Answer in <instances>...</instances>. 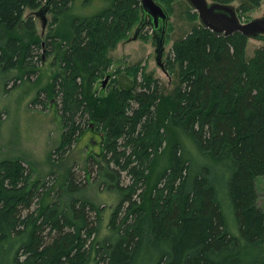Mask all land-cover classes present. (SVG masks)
<instances>
[{"label": "trees", "instance_id": "obj_1", "mask_svg": "<svg viewBox=\"0 0 264 264\" xmlns=\"http://www.w3.org/2000/svg\"><path fill=\"white\" fill-rule=\"evenodd\" d=\"M102 1L105 7L94 15L79 17L71 25L68 22L75 17L65 21L71 27L67 33L63 27L60 44H67L62 57L64 75L55 77L51 86L56 94L62 93L65 132L60 151L67 153L77 134L84 133L81 120L85 117L87 126L94 123L104 128L106 166H99L100 173L108 179L109 189L122 194L110 222L115 238L102 248L96 241L90 243L97 228L89 214L98 210L87 201L78 205L73 200L66 209L47 202L24 215L36 196V186L28 191L26 168L7 161L0 165V254L9 251L12 264H89L92 249L98 246L95 264H134L142 240L154 237L156 264H264V211L258 205L256 185L264 177V46L248 59L249 39L243 34L217 36L199 24L172 48L168 67L174 73L178 66L179 85L161 108L156 104L158 86L154 88L153 79L145 73L132 89H115L98 98L95 84L113 64L109 51L141 21L140 0ZM157 1L170 15L177 0ZM262 1L247 0L238 12L243 16ZM45 2L0 0V27L15 34L25 25L34 42L24 46L20 38L9 40L8 53L0 49L1 66L24 64L37 49L55 50L62 29L44 46L33 17L24 20L27 10H39ZM74 2L54 0L49 10L54 24ZM198 19L196 12H190L192 22ZM174 120L181 122L202 152L232 171L227 192L241 239L228 231L215 184L205 170L185 196L188 166L181 167L178 147L169 167L157 175L153 190L149 188L150 158L168 140L160 130ZM124 174L131 181L128 185L122 180ZM67 186L73 193L80 190L73 174ZM135 196L138 199L133 200Z\"/></svg>", "mask_w": 264, "mask_h": 264}, {"label": "rangeland", "instance_id": "obj_2", "mask_svg": "<svg viewBox=\"0 0 264 264\" xmlns=\"http://www.w3.org/2000/svg\"><path fill=\"white\" fill-rule=\"evenodd\" d=\"M215 1L218 0H209L210 3ZM246 3L247 0H235L232 5L239 10ZM105 4L102 0H93L88 4L85 3V0H75L72 9L70 8L71 10L67 14L60 17L57 24H54V14L51 11L48 12L46 15L48 22L45 27L41 18L35 14L40 9L27 10L24 20L33 17L36 34L42 44L46 46L45 43L50 40L51 36H55L57 29H62V33L70 31L71 26L69 27L65 22L69 21L70 17L75 18L68 22L69 25L79 17L94 15L105 7ZM172 6L174 10L170 14L165 47L161 56L164 68L157 61V39H155L152 26H146L140 36L134 40V33L138 27L136 26L127 39L109 51V57L113 64L104 73L103 78L95 84L93 92L96 97H107L115 89H132L137 83L143 81L144 73L153 79L154 88L158 86L157 108H161L166 99L173 97L174 91L179 85V75L178 66L174 67L173 70H176L174 73L170 71V66L168 67L172 48L177 41L198 26L199 21L192 22L190 20V12H194V10L185 0H177ZM239 16L244 23L264 16V0L259 7L253 8L243 16L239 13ZM62 36L63 34L59 38V44L56 45L55 50L50 53L47 49H37L32 53L33 56L28 58L29 60L26 59L27 61L25 54L23 55L22 59L26 61L24 64L22 61L15 67L0 65V165L7 161L20 162L26 168V174L28 173L30 176L27 182L28 191L33 190L36 186V196L31 208L29 211H25L24 215L36 211L40 204L43 205L47 202L60 203L59 205H63L62 208L69 206L73 200L79 201L78 205L86 201L94 204L98 212H92L89 216L94 222L93 225L97 228V232L92 235L90 243L96 241L100 244L99 248H102V245H107V242L115 238L110 222L122 199V194L118 190L109 189L108 179L100 173L99 166H106L102 148L103 138L106 137L103 127L99 129L93 122L91 127L87 126L85 117L81 120L84 133L76 135L77 139L67 150V153L59 149L65 132L60 110L62 93L56 94L51 85L55 77L64 75L62 57L67 44L60 46L63 43ZM13 38L22 39L24 46L34 43L31 42L32 37L26 31L25 25L21 26L15 34H9L5 28L0 27L2 53H8L7 43ZM263 46L264 40L249 39L247 58H253L256 50ZM130 68L135 69L137 74L135 71L129 73L128 69ZM108 76L110 80L104 85L103 82ZM168 104L163 108H167ZM153 119L152 122L155 125L157 120L155 115ZM178 124L179 122L175 120L169 121L168 128L162 127L160 130L161 133L167 135L168 140L159 147L158 153L150 158L149 188L153 190L157 175L169 167L174 151L178 147L181 158H183L181 167L184 169L188 166L185 196L186 193H191L195 178L205 170L215 187L217 186V199L224 214L228 231L232 236L241 239L236 214L227 192V182L231 178L232 171L225 163H217L202 152L192 135L183 129L181 123L179 126ZM100 134L103 137H100ZM154 151L152 150V152ZM71 174H73L74 181L80 186V190L76 193L69 191L67 186ZM122 178L125 185L131 183L126 174ZM256 185L260 196L258 205L264 211V177L258 178ZM141 190H138V194L142 192ZM135 199H138L137 196L133 200ZM127 207L126 204L124 210ZM97 218H100L99 221ZM96 248L93 249L89 264H95L96 250H98ZM156 249L155 238L145 237L137 247L134 264H156ZM8 255L9 251L7 254L1 252L0 264H12L10 258H7Z\"/></svg>", "mask_w": 264, "mask_h": 264}, {"label": "water", "instance_id": "obj_3", "mask_svg": "<svg viewBox=\"0 0 264 264\" xmlns=\"http://www.w3.org/2000/svg\"><path fill=\"white\" fill-rule=\"evenodd\" d=\"M192 9L197 12L199 23L206 29L211 30L217 36H232L240 32L247 39L264 40V16L255 18L247 23L242 22L238 11L232 3H221L209 0H185ZM54 0H46L45 5L35 14L41 18L46 26L47 14ZM141 21L135 30L136 40L146 26H152L157 39L158 64L164 68L161 62L162 51L165 47L167 29L170 15L166 8L157 0H140ZM158 32V33H157ZM110 80L108 76L103 84Z\"/></svg>", "mask_w": 264, "mask_h": 264}, {"label": "bare ground", "instance_id": "obj_4", "mask_svg": "<svg viewBox=\"0 0 264 264\" xmlns=\"http://www.w3.org/2000/svg\"><path fill=\"white\" fill-rule=\"evenodd\" d=\"M63 15V14H62ZM73 22V21H72ZM59 26V25H58ZM69 26V25H68ZM66 27V26H65ZM69 28V27H68ZM59 30V29H58ZM67 30V29H66ZM57 31V30H56ZM69 31V30H68ZM60 32V31H59ZM143 32V31H142ZM58 33V32H57ZM66 33H67V31H66ZM69 33V32H68ZM61 34V33H60ZM63 34V33H62ZM71 34V33H70ZM69 34V35H70ZM135 34V33H134ZM6 46V45H5ZM4 46V47H5ZM23 74V73H22ZM22 80V79H21ZM115 87V86H114ZM52 90H53V88H52ZM52 92V91H51ZM52 98V97H51ZM170 99V98H169ZM53 105V104H52ZM160 123V122H159ZM163 123V122H162ZM181 123V122H180ZM165 124V123H164ZM177 124V123H176ZM178 126H179V124H178ZM164 127V126H163ZM175 127V126H174ZM185 127V126H184ZM156 128V127H155ZM165 128V127H164ZM159 129V128H158ZM186 130V129H185ZM170 132V131H169ZM168 133V132H167ZM91 177V176H90ZM104 180V179H103ZM106 181V180H105ZM104 181V182H105ZM110 181V180H109ZM109 186V185H108ZM107 187V186H106ZM217 187V186H216ZM67 189V188H66ZM111 191V190H110ZM115 191V190H114ZM146 200V199H145ZM98 212V211H97ZM98 219V218H97ZM100 219V218H99ZM101 221V220H100ZM96 246V245H95ZM105 246V245H104ZM105 249V248H104ZM93 250V249H92ZM92 252V251H91ZM97 255V254H96Z\"/></svg>", "mask_w": 264, "mask_h": 264}, {"label": "flooded vegetation", "instance_id": "obj_5", "mask_svg": "<svg viewBox=\"0 0 264 264\" xmlns=\"http://www.w3.org/2000/svg\"><path fill=\"white\" fill-rule=\"evenodd\" d=\"M152 31L154 32L153 27H152ZM157 33H158V32H157ZM155 35H156V33H155ZM155 35H154V36H155ZM95 133H97V132H95ZM100 137H102V134H100Z\"/></svg>", "mask_w": 264, "mask_h": 264}]
</instances>
